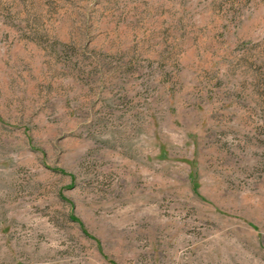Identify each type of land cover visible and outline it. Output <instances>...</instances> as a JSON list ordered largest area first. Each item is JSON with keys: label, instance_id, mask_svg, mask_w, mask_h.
Returning a JSON list of instances; mask_svg holds the SVG:
<instances>
[{"label": "rangeland", "instance_id": "374dc122", "mask_svg": "<svg viewBox=\"0 0 264 264\" xmlns=\"http://www.w3.org/2000/svg\"><path fill=\"white\" fill-rule=\"evenodd\" d=\"M0 264H264V0H0Z\"/></svg>", "mask_w": 264, "mask_h": 264}]
</instances>
